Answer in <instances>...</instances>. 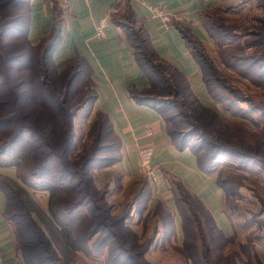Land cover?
Returning <instances> with one entry per match:
<instances>
[{"label":"rangeland","instance_id":"374dc122","mask_svg":"<svg viewBox=\"0 0 264 264\" xmlns=\"http://www.w3.org/2000/svg\"><path fill=\"white\" fill-rule=\"evenodd\" d=\"M152 11L154 15L164 12L160 7H153ZM208 11L206 13L204 10L200 19L209 35L210 46H205L201 41L196 45L201 59V71L207 80L209 92L208 106L205 105L207 108L202 109V113L198 110V117L191 118L194 110L190 105L182 107L181 100L173 96V82L170 78L168 83L171 92L158 91L157 94L164 95V99L171 101L167 100L163 106L164 114L171 117L166 121L168 129L173 128L174 122H178L180 128L193 126L198 136L192 137L198 140L202 147L199 152L200 158L205 160L207 156L215 155L212 163H206L208 166L211 165L215 178L223 185L222 208L232 223V235L224 238L220 231L211 228L204 211L197 207L193 198H189L191 194H187L178 185V196L183 198L179 201L180 226L182 214L185 218L192 217L189 212L193 211L201 221L200 229H197L194 220L191 222L185 220L183 228L181 227V242L177 246L153 244V241L151 243L152 237L154 240V232L151 228L148 230L149 216L145 220L128 217L132 202L138 198L135 194H126V187L121 184L120 174L113 170L114 165L120 160L116 159L117 152L113 146L101 148L99 156L92 163L93 169L89 175H92L93 186L88 183V178L80 174L75 175L73 185H80L78 189L84 192V198L90 204L88 207L100 208L103 211L108 205L113 221L124 214L120 218L123 227L113 226L112 222L108 221L107 228L102 230L94 243L75 242L77 250L71 251L66 245V239L59 232L60 225H65L72 232L70 218L66 219L67 214L60 211L56 200L54 204L60 220L59 227L57 223L50 222L52 225H47L50 220L43 219V216L49 219L45 214L49 196L48 198L44 196L47 200L45 203L41 192L44 191L45 195H48L49 191L43 190L42 181L30 174V155H25L15 144L13 146L9 143L5 147L0 144V165L12 164L17 174L15 179L4 185L7 209L18 214L27 207L32 212L34 219L47 236L42 239L41 259H45L49 253V258L55 264H90L92 261L96 264H120L116 257L122 253V249L118 248V245H122L121 264H264V0H217ZM7 13L8 11L5 12ZM182 19L180 15H168L167 21ZM132 35L133 43L140 50L139 40L143 34L139 30V25L132 26ZM16 49L13 46L10 49L5 48L3 51L11 55H0V71L8 69L7 73L10 75L7 76L9 79L5 80L6 88L25 75L22 70L24 59L14 54L13 51ZM28 57L30 58L29 55ZM27 63L35 72L32 62ZM9 64L12 66L9 67ZM152 65L161 68L159 62L153 61ZM16 67L21 71L16 72L14 69ZM152 69L154 70L151 65L146 66V70L153 75ZM166 72L167 77L169 74L172 75V70L168 67ZM29 74L26 73V77ZM27 87L33 95L32 85L29 84ZM60 92L56 91L59 98ZM80 93L75 97V101L78 100ZM0 98L9 102L7 107L13 106L11 96L0 95ZM184 111L189 116L186 120L179 116L180 113L183 115ZM26 112L27 121L31 125L38 114L34 103L22 105V115ZM4 114L0 110V117ZM90 114L91 111L88 114L87 109H83L75 116L76 156L89 154L90 148L93 147L94 129L91 130V135L89 131L86 136L94 118H91ZM62 117L63 115H59V118L55 119L53 126L56 132L61 129V121H66ZM34 126H39V121ZM193 127L186 131H193ZM7 132L9 134L7 130L2 131L3 134ZM24 139L29 140L30 137ZM111 140L112 138L108 136L105 143H110ZM74 166L78 168L79 162ZM144 182L142 176L136 181L139 188H142ZM120 185L124 190L122 192L118 189ZM102 192L107 205L100 198ZM64 193L57 194L59 201ZM184 198H187V201L186 199L184 201ZM41 203H44V206ZM153 213L162 215L160 209H155ZM18 219L24 221L22 216ZM28 230L32 231L31 228ZM121 230L126 231L122 233ZM103 238L106 246L101 250L95 249V243ZM200 238L205 244L201 245ZM149 241L151 244L144 252ZM189 244L193 246L192 254L188 250ZM17 251L21 253L19 248ZM56 256L58 259H55ZM47 263L51 264L49 260L43 264Z\"/></svg>","mask_w":264,"mask_h":264},{"label":"trees","instance_id":"16d2710c","mask_svg":"<svg viewBox=\"0 0 264 264\" xmlns=\"http://www.w3.org/2000/svg\"><path fill=\"white\" fill-rule=\"evenodd\" d=\"M7 11L8 13L5 14ZM63 11L66 15L67 12L65 9L63 10V8L60 7L58 10L56 7L55 23H59V18L64 17ZM208 12L209 11L207 10L206 13ZM26 13V0H0V55H11H8L3 51L5 48L10 49L12 46L14 49L18 48L13 52L14 54H17V56H22V59H24L23 66H18H22V70L25 73L24 78H20L13 85H10L8 88H6L5 80L9 79L7 76H10L7 73L8 69L0 71V90H2L0 95H8L13 99L11 102V105L13 106L7 107L9 102H7V100L4 98H0V110L5 113L0 117V137L4 136L3 139H0V144L4 147L8 146L9 143L13 146L15 144L23 150L25 155H30V174L34 178H37L40 182L42 181L43 190L49 191L48 211L51 215L52 221L55 224L57 223L56 225L59 227L60 224L58 223L60 220L57 217L58 212L55 210V200L58 202L60 211L67 214L66 219L68 217L70 218L69 225L72 227V232L71 230H68L65 225H60L59 232L61 236L66 239L67 247L71 251H76L77 246L75 242L84 241L86 244L91 242L94 243L102 230L107 228L108 221L112 222L111 224L113 226L121 228L123 227V223L120 218L124 214H121V216L115 218L114 221L111 220L112 213L110 212L106 201H104L103 192L100 198L105 203V205H107V208L103 209L102 211L100 208L88 207L90 205L89 201L85 200L83 194L84 192L78 189L80 185H73L76 177L75 175L80 174L82 177L88 178V183H91L93 186L92 175L89 174L93 169L91 167L92 163L94 162L95 158L97 159L99 156L98 152L101 150V148L107 149L114 146L116 149L115 152H117L116 159L119 160L121 157L120 140L113 131L111 122L107 119V117L104 114L97 112L94 115V118L90 124V128L86 133V136H88L89 131V135H91L92 129L95 131L92 142L93 147L90 148V153L87 155L83 153L82 155L77 156L74 154V140L76 137L74 119L76 114L83 109H87L88 114L90 111H92V105L96 95L94 87L92 86L88 75L85 74V71H83L80 63L77 62V60L76 62L72 61L71 63L67 64L62 70H58V67L51 60V53L58 45L60 40L59 34L47 37V39L44 38L37 45H31L30 42H28L24 32ZM111 20L124 29L130 42L136 63L142 71L143 76L148 81V88L145 90L138 91L134 87L129 86L128 91L130 97L138 104L147 105L155 109L160 114L164 122L165 132L172 143L178 149H190L196 156L198 167L206 173H211V165L208 166L206 162L212 163L216 158L215 155L211 157L207 156V159L205 160L200 158L199 152L200 148L202 147L200 143H198V140L192 137L198 136L195 134L196 130L193 126H189L193 127V131H186L189 127L180 128L178 126V122H174L173 128L168 129L166 121L167 118L171 119V117H168L164 114L165 110L163 106L165 103H167V100H169L168 102L171 101L170 99H164V95L157 94V92H171L168 83L170 78L173 82V87L171 86L173 88V96L176 99L181 100L182 107L190 105V108L194 110V113L190 116L191 118L195 119L198 117L199 113L197 111L199 110L202 113V109L207 107L204 106L193 95L186 77L176 67L162 59L151 47L143 26L133 18L131 12L128 11V8L124 12L122 11L121 13L118 12L112 14ZM135 24L139 25V30L143 34V37H140L139 40L140 50H138L136 45L133 43L134 37L132 35V26H135ZM173 24L175 28L181 33V36L183 37L190 53L198 64L202 75V80L208 91L207 80L201 71V59H199L198 49L196 46L199 44V41L186 27H183L181 24L176 22ZM16 45H18V47H15ZM27 55H29L30 58H27ZM15 61H17V59H15ZM28 61H31L34 65V70H36L35 72L33 71L30 64L27 63ZM153 61L161 63V68H159V66H153ZM148 64L154 68V70L152 69L151 71L153 75L146 70V66ZM11 66L12 65L9 64V67ZM166 67L172 70V75L169 74V77H167L166 74ZM14 69H16V72L21 71V69L18 67ZM26 73H30L28 77H26ZM29 84L32 85L35 96L34 94L32 95L29 87H27ZM165 84H167V86ZM20 89L22 91H16ZM15 91L16 93H14ZM56 91H61L59 93L61 96L60 98L57 97L58 94ZM79 93L80 96L77 98L78 100L75 101V97ZM32 103H34V107H36L38 114L35 116V120L31 122L30 125L27 121V112L25 114L23 113L22 115L21 107L23 104L30 105ZM59 115H63L62 118L66 119V121H61V129L56 132L53 125L55 119L59 118ZM179 116L184 118V120L189 118L186 111H184L183 115L180 113ZM38 121L39 126H34V124ZM6 130L9 131V134L8 132L4 134L2 133V131ZM108 136H110L112 140L110 143H105ZM29 137V140L24 139ZM78 162L79 167L74 168L76 167L74 164ZM5 166L13 165L5 164ZM141 176L144 178L145 182L142 188H140L139 192L136 194V197L138 200H140V202H143L149 196V191L146 184L148 177L144 173H142ZM11 180L12 179L9 177L0 175V191L5 198L3 217L7 223L12 226L15 249L17 250V248H19L21 250L20 255L25 264H43L46 260H49L51 264H55L52 259L49 258V253L46 255L47 257L45 259H41L42 256L40 254H42L43 246L42 239H44V237L47 238V236L34 219L32 212L27 207H25L23 211L18 214L11 213V211L7 209L8 201L4 185L8 184V181L11 182ZM215 182L216 185L223 191V185L221 182L216 178ZM178 185H180L185 190V192H187V194L190 193L179 182L173 183L172 190L174 193V202L178 215H180L181 210L179 207V201L183 198L178 196ZM58 193H64L63 198L60 201L56 197ZM189 198H193L197 207L204 211L203 213L206 215V221L211 224V228L214 227L220 231L224 238H228L217 226L213 216L207 210L204 204L197 197L191 195ZM185 199L187 201V198H184V201ZM130 210L131 207L128 211V217L130 216ZM189 215L192 217L187 216L185 218L182 214L181 227L183 228L185 220L189 222L194 220L198 226L197 229L199 230L201 221L197 217V213L190 211ZM20 216H22V220L24 221H19L18 218ZM71 221L73 223H71ZM46 224L52 225L50 222ZM25 225H27L28 228H31L32 231L29 232ZM123 231L126 230H121L120 232L123 233ZM36 235L37 237H35ZM187 235H189V233H187ZM152 241L153 237L151 239V243ZM200 242L201 245L205 244V242L201 241V238ZM151 243L149 241V244L145 246L146 248L144 252L147 248H149ZM94 246L95 249L101 250L102 247L106 246L104 238L101 241H97ZM118 246V248L122 249L123 253V246ZM189 246L190 247L188 250L190 254H192L193 246L190 244ZM122 253L116 257L118 259L117 261H120V264L122 263ZM55 259H58V257L56 256Z\"/></svg>","mask_w":264,"mask_h":264},{"label":"crops","instance_id":"0c3cea01","mask_svg":"<svg viewBox=\"0 0 264 264\" xmlns=\"http://www.w3.org/2000/svg\"><path fill=\"white\" fill-rule=\"evenodd\" d=\"M216 1L26 0L24 32L28 42L37 45L42 39L59 34V43L51 53L53 63L62 70L77 60L88 75L96 94L90 117L97 112L104 114L120 140L121 157L113 170L120 174L126 194L136 195L140 190L136 183L141 176L138 171L139 148H152L151 166L157 182L146 181L149 196L141 203L138 199L132 202L130 216L144 220L149 216L148 230L151 228L154 232L153 244L173 247L181 242L180 217L172 190L175 182L182 184L204 204L226 237L232 235V223L222 208L224 194L216 185L213 172L202 171L190 149H178L172 143L155 109L138 104L130 97L129 86L138 91L145 90L148 81L136 63L124 29L113 22L111 16L128 8L143 26L151 47L186 77L193 95L208 106L209 94L200 68L173 23L186 27L198 41L210 46L200 15L212 8ZM56 7L67 12L65 15L63 11L64 17L59 18V23H55ZM153 7H160L170 16L180 15L183 19L164 21L154 15ZM99 26L102 29L100 37L96 35ZM148 128L150 135H146ZM0 175L15 179L16 169L0 165ZM120 186L118 189L124 191ZM41 193L43 198H48L44 191ZM4 206L5 198L0 191V264H25L15 249L12 226L3 217ZM155 209H160L162 215L153 213ZM45 214L49 219L44 216L43 219L54 223L48 206Z\"/></svg>","mask_w":264,"mask_h":264},{"label":"built area","instance_id":"2783aa9c","mask_svg":"<svg viewBox=\"0 0 264 264\" xmlns=\"http://www.w3.org/2000/svg\"><path fill=\"white\" fill-rule=\"evenodd\" d=\"M156 16H159L164 21H167L168 15L164 13L163 11L160 13H157ZM96 35L98 37L102 36V29L101 26L96 28ZM150 130H146V135H150ZM139 154V165H138V171L142 174H146L149 181L152 183L157 182L156 174L154 169L151 166V157L153 154V150L150 146H142L139 148L138 151Z\"/></svg>","mask_w":264,"mask_h":264},{"label":"clouds","instance_id":"9594fccd","mask_svg":"<svg viewBox=\"0 0 264 264\" xmlns=\"http://www.w3.org/2000/svg\"><path fill=\"white\" fill-rule=\"evenodd\" d=\"M90 264H96V262L95 261H92V262H90Z\"/></svg>","mask_w":264,"mask_h":264}]
</instances>
